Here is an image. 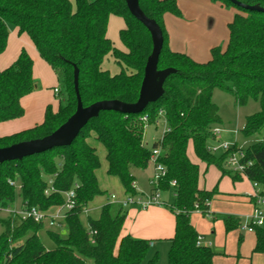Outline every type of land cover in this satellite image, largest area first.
<instances>
[{"label": "trees", "instance_id": "1", "mask_svg": "<svg viewBox=\"0 0 264 264\" xmlns=\"http://www.w3.org/2000/svg\"><path fill=\"white\" fill-rule=\"evenodd\" d=\"M213 1L233 4L238 11L228 24V44L212 47L210 58L198 61L170 47L165 14H182L177 0H140L144 14L156 20L163 31L158 68L174 69L164 81L163 94L143 111L102 110L71 144L0 163V209L14 207L19 196L21 207L49 211L64 204L65 191L75 188L76 192L75 206L62 221L67 234L47 230L55 242L52 249L39 236L44 222L11 214L2 218L0 264H139L146 258L150 240L122 234L128 212L121 203L110 200L102 206L98 218L89 217V228L82 223L81 214L88 203L103 193L96 174L100 159L90 142L92 137L106 147L108 173L119 177L132 196L139 195L133 170L148 168L153 149H160L158 160L166 168L160 188L175 196L170 204L176 217L175 234L167 264H214L216 252L202 243L191 213L196 209L208 212L217 187H200L199 165L189 157L188 146L192 142L199 158L207 165L215 164L222 176L240 179V173L226 167V152L217 155L209 149L216 138L213 130L222 122L213 92L219 88L232 93L237 105L259 102L260 110L246 116L243 134L251 141L245 147L246 159L252 160L246 176L264 185V0H237L259 8L244 7L232 0ZM111 15L125 20L120 38L126 50L117 48L107 35ZM10 24L20 34L30 36L41 57L57 72L66 95L57 111L47 107L41 123L0 136V148L43 138L76 111V68L84 106L100 100H138L153 39L147 27L131 14L126 0H0V54L8 44ZM108 55L119 64L120 72L104 69ZM33 68L34 60L25 48L14 63L0 68V122L24 115L21 99L36 87ZM161 118L166 129L148 147L145 126L157 124ZM233 220L228 218L227 225H234ZM90 230L96 233L91 236ZM255 232V250L264 251V227H257ZM147 264H160L158 254Z\"/></svg>", "mask_w": 264, "mask_h": 264}, {"label": "rangeland", "instance_id": "2", "mask_svg": "<svg viewBox=\"0 0 264 264\" xmlns=\"http://www.w3.org/2000/svg\"><path fill=\"white\" fill-rule=\"evenodd\" d=\"M71 1L75 3V0ZM177 3L182 14L176 15L172 13V17L178 19V24L175 23L174 25L173 23L171 26L170 21L168 23L165 21V25L169 38L172 31H174V36H177L179 32L180 34L185 33V43L179 42L175 44L174 42L175 46L183 49L178 51L193 56L196 55L195 57L198 60H207V57L211 56L212 47L217 45L226 46L228 44L230 38L228 24L238 11L235 5L213 0H194V3L192 1H185L183 3L182 0H177ZM183 5L186 7L190 6L191 10L187 11L183 8ZM110 17L108 37L117 48L126 50L120 38V30L125 27V21L117 15H111ZM180 24L184 27H181ZM9 30L10 37L2 58L11 56L17 47H20V49L24 47L30 53L29 50H31V46L33 45L29 41L28 35H19L15 31L13 24L9 25ZM192 49L198 52V54H194ZM31 56L34 60L33 76L36 87L34 91L22 98L25 113L18 118L21 120L20 122L27 123L35 119L38 113H40V117L42 115L43 121L49 105L54 111H57L61 100L64 101V95H66L61 90V84L55 69L40 56L36 49H34V54H31ZM12 63L13 61L8 63V65ZM103 67L110 70L113 74L121 70V67L115 62L112 55H108ZM55 88L61 91L56 92ZM212 99L219 106L222 122L218 124L221 131L209 143V146L217 148L215 152L217 155L223 153L220 145L225 142L231 144L237 142L239 146L247 147L251 141L243 134L245 119L247 115L260 110L259 102L250 100L246 105H237L235 96L232 93L219 88L214 90ZM165 129L166 123L163 118L157 124H147L144 132V142L146 145L152 147L153 143L161 138ZM90 142L95 146L99 155L100 167L97 169L96 174L99 187L103 193L95 196L88 203L87 210L81 214L82 223L87 228H89V217L98 218L102 206L111 200L112 194L116 195L118 200L125 199L128 196L119 177L108 173L107 150L104 143L94 137L90 138ZM188 154L191 160L199 165L200 187L208 190L217 187V191L210 200L208 212L196 209L191 213V222L196 231L216 252L214 264H264V251L255 250V230L249 231L244 227L248 218L253 213V204L250 201V194L253 191V181L245 174H241V178L236 181L229 174L222 176L220 169L215 164L207 165L205 161L199 158L192 142L189 143ZM134 170H137L136 176L140 192H147L150 189V178L154 172L153 167L149 166L146 169L135 168ZM17 189L19 190V185H17ZM162 195L169 202L164 207L174 214L170 209V204L174 203L175 196L170 190L162 191ZM21 203V198L18 196L14 207L20 208ZM137 206L139 204L133 202L125 206V210L129 212L131 211L130 209ZM8 216V212L0 211V234L4 229L1 219ZM228 218H233L236 221L233 220L234 225H227ZM48 229L59 230L63 235L67 234V229L63 223L60 227L52 226L49 221L45 222L44 228L39 232V236L46 247L52 249L55 247V242L49 236ZM154 242L155 245L153 246L152 240H150L151 246L149 252L146 258L139 264H147L149 258L155 253L158 254L160 264L168 263L171 247L170 238L156 239Z\"/></svg>", "mask_w": 264, "mask_h": 264}, {"label": "water", "instance_id": "3", "mask_svg": "<svg viewBox=\"0 0 264 264\" xmlns=\"http://www.w3.org/2000/svg\"><path fill=\"white\" fill-rule=\"evenodd\" d=\"M133 16L141 21L150 31L153 39V51L145 66L144 77L139 98L135 103H125L119 100H100L84 106L78 88L79 70H75V90L77 94L76 111L51 134L29 141H22L10 146L0 148V163L23 159L34 154L44 153L48 150L71 144L87 125L89 120L97 116L102 110H116L124 113H139L150 102L157 100L164 91L163 85L167 75L173 68L159 69V58L164 44L163 31L158 22L147 17L140 7V0H126ZM244 7L259 8L232 0Z\"/></svg>", "mask_w": 264, "mask_h": 264}, {"label": "built area", "instance_id": "4", "mask_svg": "<svg viewBox=\"0 0 264 264\" xmlns=\"http://www.w3.org/2000/svg\"><path fill=\"white\" fill-rule=\"evenodd\" d=\"M56 92H59L58 88H55ZM147 120V117H144ZM221 131L220 127L216 126L213 130L214 134H217ZM237 143V142H236ZM236 143L231 144L229 142L222 143L220 147L223 149V152L227 153V160L226 164L228 168L233 170L234 172H238L240 174L246 175L247 168L252 164V160L246 159V151L244 147L237 146ZM209 149L213 152L217 151V148L209 146ZM160 149L155 148L153 149L152 156H151V164L153 166V175L150 178V184L153 186V192L146 195H137L132 196L128 195L127 198L118 200L116 195L111 196V200L113 202L121 203L123 206H127L130 203H138L142 206H149V205H166L167 202L163 199L162 190L160 188V181L166 174V168L164 165L159 162L158 157L160 155ZM175 181L172 182V185ZM78 184H75L77 187ZM253 192L251 194V198L253 200V213L248 218L247 222L245 223V228L249 231L255 230L257 227H264V185L260 184L258 181H253ZM65 202L64 204L57 206L49 211H43L38 207L31 206V207H7L2 208L0 211H6L11 215L14 216H21L23 219L32 218L37 222H46L52 226H59L62 221L66 217V212L71 210L75 206V197L76 192L75 188L65 191ZM96 233L95 230H90L91 236ZM92 242H95V239L92 237Z\"/></svg>", "mask_w": 264, "mask_h": 264}, {"label": "crops", "instance_id": "5", "mask_svg": "<svg viewBox=\"0 0 264 264\" xmlns=\"http://www.w3.org/2000/svg\"><path fill=\"white\" fill-rule=\"evenodd\" d=\"M182 1H183V3L185 1H189V2L192 1L194 3V0H182ZM183 6H184L183 8H185L187 11L191 10L190 6H188V7H186L185 5H183ZM109 21H110V19H109ZM165 21L167 23L170 21L171 26L173 25V23L175 25V23L178 24V22H179L178 19H176L175 17L174 18L172 17V13H166L165 14ZM125 25H126V23H125ZM180 26L184 27L182 24H180ZM108 29H109V24H108ZM177 29H178V27H177ZM178 30H180V29H178ZM15 31H17L19 35H23V34L26 35L27 34V33L20 34L17 27H15ZM108 32L109 31H107V35H108ZM170 36H171L170 37V47L174 50H180L181 48L175 46V44H178L179 42L185 43V40H184L186 38L185 33L180 34V32H179V34H177V36H174V31H172V33L170 32ZM9 37H10V35H9ZM27 37H29L28 39H29V41H31V43L33 45V46H31V50H29L30 53L29 52L28 53L30 55L31 54L33 55L34 49H36V51H38V49L35 46L32 39L30 38V36L28 35ZM174 42H175V44H174ZM173 44H174V46H173ZM22 48H24V47H22ZM21 50L22 49H20V47H17L14 50V52H12V55L8 56L6 58H2L3 53H1L0 54V64H2V65H0L1 66L0 68L5 69L8 66H10V65H8V63H11L12 61L14 63L15 60L17 59V57L19 56ZM181 50H183V49H181ZM193 52H194V54H198V52H195L194 50H193ZM191 56L193 58H195L196 60H198L197 57H195L196 55H194V56L191 55ZM208 58H210V56L207 57V60H208ZM198 61H206V59L198 60ZM5 66H7V67H5ZM21 102H22V99H21ZM20 121H21L20 119L16 118V119H11L8 121L0 122V136L9 135V134L30 128V127L38 124V123H41L42 122V115L40 117V113H38L35 116V119H33L32 121H30L28 123L27 122H20ZM31 124H34V125H31ZM149 166H152V164L150 163ZM136 172H137V170H133V173L136 177V185H137L138 192L141 195H146V194L152 193L153 192V186L151 184H150V189L147 192H140L139 187H138V183H137ZM251 194H250V201L253 204ZM164 200L167 202L166 199H164ZM167 203H169V202H167ZM130 210L131 211H129L127 214V218H126L125 223H124L122 234H130L135 238H145V239L152 240L153 246L155 245L154 240H156V239L158 240V239L170 238V240H171V238L174 236L176 217L174 214H172L168 210V208L164 207V205H149V206L145 207V206H142L141 204H139V206L134 207ZM201 240H202V243L207 244L203 240V238Z\"/></svg>", "mask_w": 264, "mask_h": 264}]
</instances>
